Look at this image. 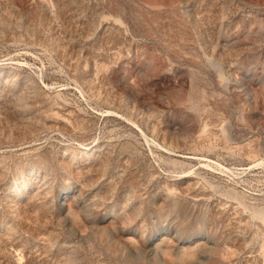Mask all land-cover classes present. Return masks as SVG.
<instances>
[{
  "label": "rangeland",
  "instance_id": "rangeland-1",
  "mask_svg": "<svg viewBox=\"0 0 264 264\" xmlns=\"http://www.w3.org/2000/svg\"><path fill=\"white\" fill-rule=\"evenodd\" d=\"M32 262L264 264V0H0V264Z\"/></svg>",
  "mask_w": 264,
  "mask_h": 264
},
{
  "label": "bare ground",
  "instance_id": "bare-ground-1",
  "mask_svg": "<svg viewBox=\"0 0 264 264\" xmlns=\"http://www.w3.org/2000/svg\"><path fill=\"white\" fill-rule=\"evenodd\" d=\"M161 145H162L163 147H165L164 143L161 144ZM186 158L188 159V158H190V157L188 156V157H186ZM258 164H259V163H258ZM187 177H188V176H187ZM190 184H191V183H190ZM190 184H189V185H190ZM189 185H186V186H189ZM18 246H19V245H18ZM15 250H16V249H15ZM18 251H19V250H18ZM132 255H133V254H132ZM29 256H30V255H28L27 257H29ZM133 256H134V255H133ZM40 257H41V256H40ZM36 260H38V259H36ZM32 263H33V262H32ZM36 263H37V262H36ZM5 264H6V263H5ZM33 264H34V263H33Z\"/></svg>",
  "mask_w": 264,
  "mask_h": 264
}]
</instances>
